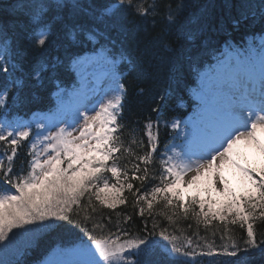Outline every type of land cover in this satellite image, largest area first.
<instances>
[{
  "label": "trees",
  "instance_id": "obj_1",
  "mask_svg": "<svg viewBox=\"0 0 264 264\" xmlns=\"http://www.w3.org/2000/svg\"><path fill=\"white\" fill-rule=\"evenodd\" d=\"M112 4L118 6L109 11ZM0 26V54L7 57L9 67L17 65L7 76L0 73V91L4 93L0 95V115L8 116H30L54 107L56 92L70 90L79 78L75 58L100 50L101 44L86 40V33L98 29L108 36L101 43L109 56L120 59L123 106L116 117L117 127L107 136L108 148H112L111 142L116 146L112 161L105 166L120 170V183L134 185L133 190L124 189L125 203L113 209L98 200L93 190L82 189L84 195L72 206L74 213H79L75 224L58 221L46 228L40 222L37 227L27 224L28 237L22 246L15 244L18 234L14 227L9 239L0 241V264H37L58 246L100 238L121 243L160 238V246L173 248L180 243L184 249L189 239L203 245L195 254L201 256L197 261L171 257L155 245L138 257L139 264H208L215 254L220 256L216 264H264V250L259 247L264 240V223H254L258 241L254 247L244 243L246 235L238 225H229L231 231L223 233V222L218 218L208 223L198 217V204L195 212L189 207L185 215L183 207L164 203L163 196L157 197L152 209H147L146 200L137 201V192L150 190L157 183L160 164L156 156L147 163L143 156H151L148 149L154 151L170 137L164 121L184 114V104L189 101L187 85L205 68L211 52L224 42L250 45L248 37L263 32L264 0H132V7L122 6L118 0H0ZM40 39L45 40L44 45ZM37 71L41 73L38 81L34 76ZM27 140L22 135L12 138L19 145L12 171L20 172L23 167L28 172L31 150ZM10 152L0 141V158L2 155L6 168ZM144 171L149 179H137ZM7 174L0 171V182H6ZM99 175L110 185L117 182L110 171ZM70 176L74 173L63 176L65 184ZM141 207L145 209L143 216L138 211ZM161 231L168 239L159 235ZM222 243L228 245L227 253L221 251ZM233 246L235 256L230 254Z\"/></svg>",
  "mask_w": 264,
  "mask_h": 264
},
{
  "label": "rangeland",
  "instance_id": "obj_2",
  "mask_svg": "<svg viewBox=\"0 0 264 264\" xmlns=\"http://www.w3.org/2000/svg\"><path fill=\"white\" fill-rule=\"evenodd\" d=\"M116 6L118 5L112 4L107 9L112 11ZM262 52L257 69L264 71V48ZM236 58L239 59L237 53L227 52L218 62L219 73L224 74L226 72L231 75L230 72L236 67L232 63V59L236 60ZM104 61L109 63V68H105L106 64H102ZM94 63L95 68L93 69H82L81 90L80 92L74 91L78 93V100L73 96L70 101L72 104L78 101V106L82 107L93 104V107L88 106L87 109H84L87 114L84 122L85 126L73 128L72 124L76 120V114L70 113L69 110L65 111L63 117H55V114H41V116L33 117L28 124L23 121L22 125L31 126L34 123L41 128V136L34 140L41 149L38 148L36 150L37 155L32 156L31 161L34 160V163L28 172L32 178L36 177V174L43 177L44 174L53 171L52 165L57 161L54 154L58 150L57 145L60 141L61 143L67 141L66 148L69 152L80 148L88 150L97 143L95 142L97 137L93 136V133H103L108 127V119L120 104L119 76L112 59L108 57L98 59ZM222 75L216 82L208 80L202 84L205 87L195 93L198 97L204 98L202 107L191 117L181 121L176 120L172 123L171 127L176 132V140L159 152L162 170L165 169L169 175L183 174L189 179H194L201 172L206 175L201 178L196 186L184 192L185 198L200 193L204 196L211 195L215 200L224 201L226 198L220 196L217 192L205 191V189H211L212 187L209 180L211 177L223 178L226 185L230 183V185L228 184L230 190L237 194L251 191L252 186L245 178V172L242 171L241 164L236 160L241 157L253 159L255 165L263 167L264 170V114L257 113L253 115L248 113L244 99L239 97V100H235L234 97L236 96H232L237 90L233 85L234 81L231 82L235 76L223 79L221 78ZM236 82L238 83V80ZM209 85L213 86L212 89H209L213 93L206 97L205 90ZM225 89L230 91V96L225 95ZM212 107H215L213 109L219 115L226 116L224 117L226 120L223 122L230 121L233 125L223 124L211 118L212 114L209 111L212 110ZM202 110L208 111V123L199 120ZM14 126L18 127L14 131L16 133H19L20 128L23 129V126H19L17 121ZM23 130L29 131L28 129ZM218 140L222 141L221 144L218 143ZM190 144H192L193 150L186 148ZM38 166L41 168L36 170L35 168H38ZM250 173L254 174V172ZM88 252L89 250L72 249L69 252L53 256L52 260L58 262L60 257L66 255L68 256L67 260H70L69 262H86L90 260L88 259L89 255L86 256L83 253ZM100 261L106 263V261H103V257H100Z\"/></svg>",
  "mask_w": 264,
  "mask_h": 264
},
{
  "label": "snow or ice",
  "instance_id": "obj_3",
  "mask_svg": "<svg viewBox=\"0 0 264 264\" xmlns=\"http://www.w3.org/2000/svg\"><path fill=\"white\" fill-rule=\"evenodd\" d=\"M122 6L132 7V0H118ZM0 31H3V27L0 26ZM86 40L92 41L94 44H101L100 50L94 55H84L81 60V66H87L98 59H106L107 53L104 45L101 41L107 40L108 36L98 29L90 31L85 35ZM40 45L45 44L44 39H40ZM17 65L8 66L7 57L0 54V73L7 76L9 73L16 70ZM22 67V66H21ZM36 80L41 79L40 71L34 73ZM3 91H0V95H3ZM123 105H121L122 107ZM10 127V126H9ZM147 128L149 126L147 125ZM15 129L7 130L0 128V141L5 142L7 148L11 150L7 155V161L9 162L7 168L3 160H0V171L7 172L4 176V181L12 185L16 191V194H6L0 197V241H6L9 239L8 233L12 231L14 227H20L22 225L31 224L33 222H46L56 223L67 222L68 224H75L79 213H74L73 205L78 204L81 197L84 195L82 189L87 188L93 190L96 198L102 203L107 204V207L113 209L117 204H124L125 198L122 195L125 188L129 190L134 189V185L127 181L120 183L122 173L120 170L112 166L111 168L100 167L88 173L87 176L83 174H77L67 178V184H65V178L62 174H55L52 177L55 183H38L30 182L31 178L25 175L21 178L16 172L12 171L11 162L13 157L17 153V143L12 141ZM118 149L116 152H119ZM148 153L151 156L144 155L143 160L147 163L150 157L155 155L159 157V150L156 148L148 149ZM112 157H103L105 162ZM102 171H110L111 176L116 179V183L109 184L106 178H102L99 174ZM258 170L253 173L245 174V178L252 186L251 191L244 194H237L230 190L228 184L223 178L211 177L209 178L212 185L211 189H205V191H215L220 196L225 197L224 201L215 200L209 195L207 199L203 196L193 195L189 199H185L184 192L187 189H191L196 186L202 177L206 176L203 172L197 175L194 179H189L183 174L169 175L168 172L163 169L162 172L156 173L157 183H155L150 190L143 193L137 192V201H147V209H152L153 202L158 196H163L164 203L171 205L176 204L178 208L183 207L184 213L187 215L188 208H193L195 212V206L198 204L199 211L196 213L198 217H202L205 222L211 223V221L217 218L223 222V233L231 231L229 225H238L240 229L245 232L246 239L244 243L249 246H257V234L254 230V223L257 221L264 223V176L257 174ZM16 176V179H13ZM137 179H149L148 172L144 171L143 176H138ZM88 181H92L88 183ZM102 183V187H101ZM149 196L151 198H149ZM56 209L48 210L44 209ZM141 216L144 215L145 209L143 207L138 209ZM71 214V215H70ZM55 218V219H51ZM155 225L153 226V231ZM151 235V233L149 234ZM165 239L164 231L159 233ZM224 235L220 236L221 241L224 240ZM229 239L231 237L229 236ZM148 240L141 238L138 241H128L124 244H113L109 246L107 242L102 240L95 241V247L99 252V256L103 257V261H111L112 259H119L121 264H139L138 252L142 251L146 246ZM143 246V248H142ZM221 251L223 253L228 252V245L221 244ZM259 247L264 250V240L259 243ZM173 248L176 253H180L181 249L173 244ZM203 248V245L198 241L189 239L187 241V249L184 251L185 257L194 256L197 250ZM135 249L137 251H132ZM212 249L209 246L208 254L211 255ZM232 256L236 255V246L232 247ZM65 264H97L95 253L91 255V259L88 261L69 262L65 261Z\"/></svg>",
  "mask_w": 264,
  "mask_h": 264
},
{
  "label": "bare ground",
  "instance_id": "obj_4",
  "mask_svg": "<svg viewBox=\"0 0 264 264\" xmlns=\"http://www.w3.org/2000/svg\"><path fill=\"white\" fill-rule=\"evenodd\" d=\"M197 48H200V49H203L204 47H202V46H198ZM201 50H199V52H200Z\"/></svg>",
  "mask_w": 264,
  "mask_h": 264
}]
</instances>
